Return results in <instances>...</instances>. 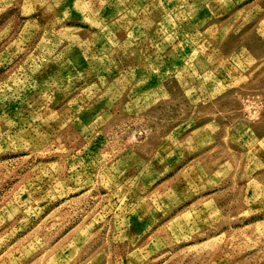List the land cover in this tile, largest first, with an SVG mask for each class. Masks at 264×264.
Masks as SVG:
<instances>
[{
    "label": "rangeland",
    "instance_id": "374dc122",
    "mask_svg": "<svg viewBox=\"0 0 264 264\" xmlns=\"http://www.w3.org/2000/svg\"><path fill=\"white\" fill-rule=\"evenodd\" d=\"M0 264H264V0H0Z\"/></svg>",
    "mask_w": 264,
    "mask_h": 264
}]
</instances>
